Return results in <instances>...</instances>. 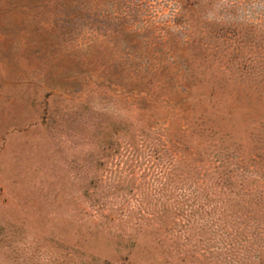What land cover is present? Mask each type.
Instances as JSON below:
<instances>
[{
  "label": "rangeland",
  "instance_id": "obj_1",
  "mask_svg": "<svg viewBox=\"0 0 264 264\" xmlns=\"http://www.w3.org/2000/svg\"><path fill=\"white\" fill-rule=\"evenodd\" d=\"M0 264H264V0H0Z\"/></svg>",
  "mask_w": 264,
  "mask_h": 264
}]
</instances>
